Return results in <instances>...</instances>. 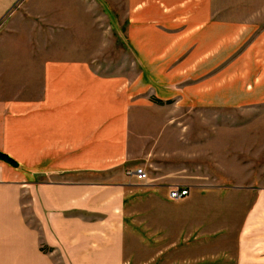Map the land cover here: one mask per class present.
<instances>
[{"label":"crops","instance_id":"1","mask_svg":"<svg viewBox=\"0 0 264 264\" xmlns=\"http://www.w3.org/2000/svg\"><path fill=\"white\" fill-rule=\"evenodd\" d=\"M18 1L0 0V21ZM108 1L126 21L142 67L135 79L84 60L35 66L38 60L0 48V153L9 157H0V264H148L174 257L175 242L196 240L197 252L182 257L264 264L262 180L248 186L256 196L238 226L224 221L228 199L242 193L237 185L191 176L173 183L141 164L147 179L128 173L148 158L147 151L136 158L130 152L133 114L145 103L175 99L203 109L264 102V83L255 86L264 82V34L252 23L231 41L244 30L214 19L215 0ZM4 77L36 80L9 91ZM174 185L190 189L185 204L193 207L180 216L168 196ZM208 195L218 202L207 204ZM222 231L234 234V248H211Z\"/></svg>","mask_w":264,"mask_h":264},{"label":"rangeland","instance_id":"2","mask_svg":"<svg viewBox=\"0 0 264 264\" xmlns=\"http://www.w3.org/2000/svg\"><path fill=\"white\" fill-rule=\"evenodd\" d=\"M113 5L108 0H19L0 21V48H10L22 59H25L23 54L38 60L31 62L35 66L48 59L84 60L101 73L135 79L142 67L129 44L126 21ZM212 5L214 19L238 23L243 28L244 32L233 35L231 41L244 36L246 27L252 23L257 34H264V0H215ZM217 41L222 43L226 38L217 33ZM261 44L264 45V38ZM9 61L16 63L14 58ZM252 66L255 69L258 66L255 59ZM28 80L32 85L36 77H4L1 86L11 91L21 88V83ZM262 83L258 81L255 86ZM151 101L143 105L145 110L134 112L131 122V156L136 158L144 151L148 156L141 158L136 168L146 165L151 175L172 177L173 183L191 176L237 185L242 193L232 194L228 199L230 216L224 221L239 226L256 196L248 186L264 182V102L243 108L192 109L179 106L175 99L163 103ZM176 186L184 187L173 188ZM189 195L190 189L187 196L176 200L175 215L180 216L185 208L193 207L185 204ZM215 199V195H208L206 202L213 206L218 202ZM143 218L148 215L143 214ZM226 232L222 231L217 241L212 240V249H225L224 245L234 248V234L226 236ZM144 233L150 237L148 227ZM163 242L160 246L166 244ZM142 243L146 242L142 240ZM147 244L152 249L156 247L154 240ZM172 249L174 257L154 258L148 264H236L235 259L218 256L200 261L182 257L197 252V240L175 242Z\"/></svg>","mask_w":264,"mask_h":264},{"label":"built area","instance_id":"3","mask_svg":"<svg viewBox=\"0 0 264 264\" xmlns=\"http://www.w3.org/2000/svg\"><path fill=\"white\" fill-rule=\"evenodd\" d=\"M128 173L137 175L139 179L148 178V172L143 167H137L135 170H129ZM188 194H189V189L187 187L176 186L170 189L168 196L170 199L180 200L183 197L187 196Z\"/></svg>","mask_w":264,"mask_h":264},{"label":"trees","instance_id":"4","mask_svg":"<svg viewBox=\"0 0 264 264\" xmlns=\"http://www.w3.org/2000/svg\"><path fill=\"white\" fill-rule=\"evenodd\" d=\"M157 101L160 102V103H163V101H161V100H157ZM0 157L9 159V157L7 155H5L4 153H0Z\"/></svg>","mask_w":264,"mask_h":264}]
</instances>
